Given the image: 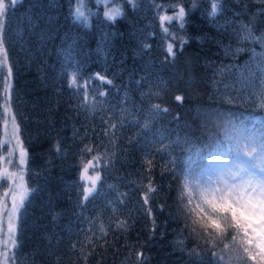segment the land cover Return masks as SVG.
Wrapping results in <instances>:
<instances>
[{"label": "trees", "instance_id": "16d2710c", "mask_svg": "<svg viewBox=\"0 0 264 264\" xmlns=\"http://www.w3.org/2000/svg\"><path fill=\"white\" fill-rule=\"evenodd\" d=\"M83 1L86 17L77 0H19L4 18L0 113L15 116L30 189L12 264H226L230 236L211 243L179 196L185 174L264 137V0H218L215 15L213 0H110L115 19ZM93 157L101 179L84 199Z\"/></svg>", "mask_w": 264, "mask_h": 264}, {"label": "snow or ice", "instance_id": "6c2138e0", "mask_svg": "<svg viewBox=\"0 0 264 264\" xmlns=\"http://www.w3.org/2000/svg\"><path fill=\"white\" fill-rule=\"evenodd\" d=\"M19 0H11L8 5L4 0H0V32L5 26L4 18L6 11L10 6L17 4ZM218 0H213L211 4V14L215 15L218 11ZM119 8L109 9L104 13L108 19H115L121 15ZM185 10L183 7L175 17L161 16V26L164 22H171L173 19L183 20ZM76 16L83 17L84 13L78 7ZM181 27L183 24L181 23ZM167 33V27H164ZM0 52L4 54L5 60L7 54L3 50V41L0 39ZM169 55H175L173 45L167 46ZM11 72V69H9ZM98 78L104 82L103 76ZM111 83V81H107ZM77 84V76L73 74L70 87ZM104 95V93H100ZM88 93H84L85 101ZM177 101L183 100L182 96H176ZM261 107H264V95L261 99ZM159 110V105L154 106ZM7 106L4 112H7ZM163 111H168L164 109ZM4 113H0L2 117ZM7 123V122H6ZM13 132L7 143H11L12 139L18 141L19 128L16 124L15 116L12 117ZM115 127V126H113ZM247 141V142H245ZM19 165L9 158L7 163L17 167L18 173L8 172L5 170L0 173V187H3V180L6 178L12 180L13 184L10 188L0 195V234L4 236L0 239V244L5 248L10 243L13 247L16 245V223L21 209L25 206L28 199L30 189L24 184V176L22 174V166L25 162V149L19 144ZM15 152V148L12 150ZM85 151L91 152L92 149L86 147ZM93 160L84 164L80 174L81 180L91 182V187L83 188L84 199H88L95 191L96 183L101 179L99 173L95 176L87 175L89 168L95 170ZM150 163V162H149ZM156 191L151 184L148 185L144 197V203L149 202L148 193ZM179 198L186 199L183 207L193 217V224L199 223L204 232L211 236L215 233V238L211 243H215L218 238L223 242L230 236V240L224 243L225 250L232 252L226 264H246V260H250L253 264H264V137L257 140L253 136H245L242 140H237L234 147H230L223 153L222 163L218 165L211 173H205L203 178L191 177L184 175L182 182V190ZM11 201V207H8V200ZM195 201V203H194ZM6 227V232H5ZM195 231V228H193ZM216 256V253H213ZM0 257L5 260L9 259L7 251L0 252ZM224 256H220L219 260H224Z\"/></svg>", "mask_w": 264, "mask_h": 264}, {"label": "rangeland", "instance_id": "374dc122", "mask_svg": "<svg viewBox=\"0 0 264 264\" xmlns=\"http://www.w3.org/2000/svg\"><path fill=\"white\" fill-rule=\"evenodd\" d=\"M92 2H93L94 5L100 4V6L102 7V15L104 17H106L104 15V13L106 11H108L109 9L119 8V6H116L115 4L111 3L110 0H92ZM78 7L84 13L83 17H86V7H84V1L83 0H77L75 8L77 9ZM75 14H76V10H75ZM0 35H1V32H0ZM0 57H1L2 61L5 63L6 60H5L4 54L2 52H0ZM8 86H9V84H8ZM8 86H7V92H8ZM6 97L8 98V94L6 95ZM6 106H7L8 110H7V112H4V109H5ZM3 113H4V118H3L2 124H1V125H3L2 132H1V135H2L1 143H2V146H3V152L1 153L0 173H3L5 170H7L8 172H13V173H18L19 174L20 170L17 167L13 166L12 164H8L7 161H8L9 158H11L16 165H19V154L20 153H19L18 141H19V144H22V141L20 139V136L18 135V141L16 139H12L10 144L7 143L9 138H10V136H11V133L13 132V125L11 123L13 114L11 113L10 109L8 108V105L5 104V103H3ZM22 146L24 148V145H22ZM13 148H15V152L12 151ZM25 160H26V155H25ZM88 161H90V160H88ZM88 161H86L85 164H87ZM24 164H25V162H24ZM24 164L22 166H20V167L22 169V174L24 176V181L23 182L25 184V175H24L25 165ZM93 164H94L95 170H93V168H89V171L87 173V175H89V176H95L97 174V172L100 174L98 169L96 171V165H97L96 161H94ZM82 170H83V168L81 169L80 173L82 172ZM6 181H7V186H6V188L3 189V192L0 195H2L5 191H7L10 188V186L13 184L12 180L6 179ZM81 181L84 183L83 184V188L85 186H87V187H91L92 186L90 181H87V180H81ZM25 186H26V184H25ZM83 188H82V193H83ZM83 195H84V193H83ZM8 207L9 208L11 207L10 199L8 200ZM16 222H17V220L15 221V223ZM5 232H6V227H5ZM3 238H4V236L2 234H0V239H3ZM12 247L13 246L10 243L7 245L6 248L2 244H0V252L7 251L8 256H9V259H7V260H5L3 257H0V264H12V261H13V259H12V251H13L12 249L13 248Z\"/></svg>", "mask_w": 264, "mask_h": 264}]
</instances>
